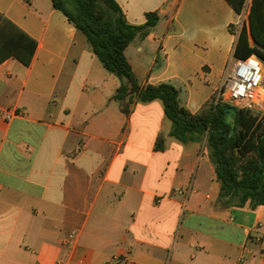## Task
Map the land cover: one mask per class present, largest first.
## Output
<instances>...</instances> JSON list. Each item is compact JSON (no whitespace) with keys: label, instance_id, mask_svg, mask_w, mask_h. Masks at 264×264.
Instances as JSON below:
<instances>
[{"label":"crops","instance_id":"crops-1","mask_svg":"<svg viewBox=\"0 0 264 264\" xmlns=\"http://www.w3.org/2000/svg\"><path fill=\"white\" fill-rule=\"evenodd\" d=\"M116 1L133 25L160 16L125 51L139 83L200 111L235 57L238 12ZM120 85L52 0H0V111L22 113L0 119V264H264V206H227L205 143L171 137L161 100L124 114Z\"/></svg>","mask_w":264,"mask_h":264},{"label":"trees","instance_id":"trees-1","mask_svg":"<svg viewBox=\"0 0 264 264\" xmlns=\"http://www.w3.org/2000/svg\"><path fill=\"white\" fill-rule=\"evenodd\" d=\"M241 13L246 0H227ZM87 39L89 47L104 68L121 81L114 99L129 115L136 102L161 100L172 122L170 136L183 143H205L220 183V198L229 207L264 206V114L231 105L217 93L197 113L180 103V91L163 83L143 87L125 51L137 38H145L157 27V12L146 15L143 25L131 24L116 0H52ZM231 30L236 32L234 26ZM256 53L264 60V0H254L249 29L238 38L234 56L245 59ZM157 151L166 149V136L160 134Z\"/></svg>","mask_w":264,"mask_h":264},{"label":"built area","instance_id":"built-area-1","mask_svg":"<svg viewBox=\"0 0 264 264\" xmlns=\"http://www.w3.org/2000/svg\"><path fill=\"white\" fill-rule=\"evenodd\" d=\"M254 0H246L234 27L237 39L244 28L249 29ZM219 95L240 109L264 110V60L256 53L245 59L232 57L227 65ZM22 115L14 111H0V119L11 120ZM182 193V192H181ZM73 237V236H72Z\"/></svg>","mask_w":264,"mask_h":264},{"label":"rangeland","instance_id":"rangeland-1","mask_svg":"<svg viewBox=\"0 0 264 264\" xmlns=\"http://www.w3.org/2000/svg\"><path fill=\"white\" fill-rule=\"evenodd\" d=\"M252 112H253L254 114H256V115H259V116H262V115L264 114V110H263L262 112L253 111V110H252ZM200 159H201V157H200Z\"/></svg>","mask_w":264,"mask_h":264}]
</instances>
